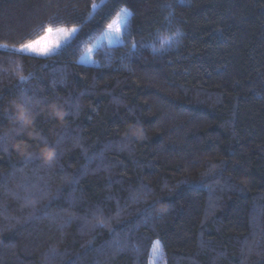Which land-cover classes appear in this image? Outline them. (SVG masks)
Here are the masks:
<instances>
[{
    "label": "trees",
    "instance_id": "1",
    "mask_svg": "<svg viewBox=\"0 0 264 264\" xmlns=\"http://www.w3.org/2000/svg\"><path fill=\"white\" fill-rule=\"evenodd\" d=\"M0 264H264V0H0Z\"/></svg>",
    "mask_w": 264,
    "mask_h": 264
},
{
    "label": "snow or ice",
    "instance_id": "2",
    "mask_svg": "<svg viewBox=\"0 0 264 264\" xmlns=\"http://www.w3.org/2000/svg\"><path fill=\"white\" fill-rule=\"evenodd\" d=\"M120 0H115V4L118 5ZM102 6V5H100ZM93 8L98 7L97 4L92 5ZM110 15V11L108 13ZM91 15V14H89ZM129 12L126 8H121L116 14V18L107 25V32L109 34H114L116 37L121 36L122 28L121 24L127 23V17ZM53 23H58L56 18H53ZM79 31L78 26L74 25L71 28L66 27H53V24H49L44 28L43 35L39 36L35 40H30L27 43H24L20 46V51L30 50L33 53H36L40 56H50L56 53V51L61 47L62 42L71 41L74 34ZM88 51H91L89 47ZM26 77H21V80H25ZM21 119H24L23 113H21ZM139 134V133H137ZM54 158V154L49 152L48 159L51 161ZM101 223H103L101 221Z\"/></svg>",
    "mask_w": 264,
    "mask_h": 264
},
{
    "label": "rangeland",
    "instance_id": "3",
    "mask_svg": "<svg viewBox=\"0 0 264 264\" xmlns=\"http://www.w3.org/2000/svg\"><path fill=\"white\" fill-rule=\"evenodd\" d=\"M122 8H126V7H122ZM128 12H129V15H130V11L129 10H128ZM129 15L127 17V22H128ZM115 18H116V15H115V17L109 23H111ZM126 25H127V23H126ZM126 25L125 24H121L120 25V27L122 28V32H123V29L125 28ZM66 28H71V27H66ZM121 37H122V34L119 37H116L114 34H109L107 32V26H106L105 29L95 38V40L79 56L78 62L79 63H82V64H85V65H96V64H98V58L95 57V54L100 49H103L104 47H109V46H113V45H117V44L121 43ZM69 42L70 41H64V42H62L61 47L56 52H58L62 47H64ZM89 47H91V51L90 52L88 51ZM19 49H20V46L15 48V50H17L18 52H21ZM21 53L40 56V55H38L36 53H33V52H31L30 50H27V49L24 50ZM42 57H45V56H42Z\"/></svg>",
    "mask_w": 264,
    "mask_h": 264
}]
</instances>
